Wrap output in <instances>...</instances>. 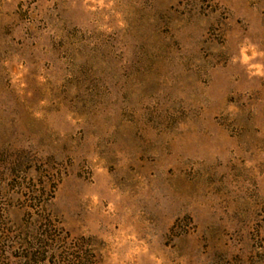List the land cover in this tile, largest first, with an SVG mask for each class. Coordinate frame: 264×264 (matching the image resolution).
Returning <instances> with one entry per match:
<instances>
[{
    "label": "rangeland",
    "instance_id": "rangeland-1",
    "mask_svg": "<svg viewBox=\"0 0 264 264\" xmlns=\"http://www.w3.org/2000/svg\"><path fill=\"white\" fill-rule=\"evenodd\" d=\"M0 264H264V0H0Z\"/></svg>",
    "mask_w": 264,
    "mask_h": 264
}]
</instances>
